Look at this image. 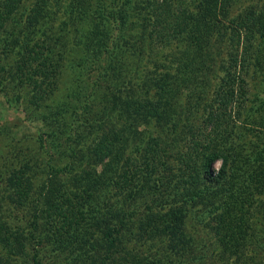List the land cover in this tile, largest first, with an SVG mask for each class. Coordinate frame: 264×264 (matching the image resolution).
<instances>
[{
  "label": "trees",
  "instance_id": "obj_1",
  "mask_svg": "<svg viewBox=\"0 0 264 264\" xmlns=\"http://www.w3.org/2000/svg\"><path fill=\"white\" fill-rule=\"evenodd\" d=\"M26 2L27 0H0V35L4 31L8 32V27H11L10 31L16 29L14 41L19 46L17 53H24L27 48L32 61L40 56L41 60L34 64V76L30 81L36 93L35 103L39 104L40 100L48 96L47 91L50 89V82L41 84L42 68L47 65L49 55L43 49L38 51L35 47L37 43L29 46L31 36L29 30L25 29L27 25L24 18L31 25L37 21V15L42 16L50 9L55 11V6L62 5V2L48 0V4L42 0L35 7L34 1L27 3V6ZM103 2L106 0H99L96 8L101 17L107 20L110 16L104 11ZM111 2L114 9L112 13L117 16L120 24L126 27L128 24L139 25L134 0ZM239 2L240 0H147L145 3L147 12L139 26V38H144L149 47L155 43L157 36L163 50L178 49L182 67L180 70L184 75V78L181 76V81H187L185 86L192 83L195 63L207 65L206 60L209 61L211 56L217 66L214 68L211 60L207 65V76L211 79L210 88L208 87L210 101L207 102L206 95L207 99L201 96L197 98L199 105L202 103L207 107L202 121L195 124V127L188 128L186 133L182 120L163 127L165 131H171L170 135L175 134V138H183L185 144L175 159L170 156L162 157L160 163L155 165L156 179L149 189L157 192L161 184L176 178L184 184V190L182 192L181 189L179 196L163 213L151 215L135 225L140 232L135 233L139 241L141 238L149 241L145 251L139 252L130 245L126 246L125 240L131 239V243L136 235L130 232L131 225L125 220L136 216L144 202V192L150 183L145 179L149 169L138 166L140 168L132 170L128 168L129 164L125 168L118 166V154L128 148L125 142L127 139L122 137L127 136L125 130L129 132L128 129L136 125L137 118L132 117L131 111L124 117L123 109L119 108L121 106L113 105L108 114L110 119L115 120L111 125L124 123V119L129 121L130 126L125 127V130L117 129V126L112 129V136L106 138V143L99 147L103 151L102 155L98 156L94 152L89 154L88 159L94 155L98 162L92 164L91 170L84 176L82 189L79 188L78 191V187L72 188V194H60L59 197L58 193H54L55 188L48 185L44 191L37 192L33 199L30 197L31 175L28 168H18L17 172L9 176L7 188H0V264H41L42 258L39 255L47 248H50V254L54 257L63 253L66 258L63 257L65 262L62 264H74L75 261H78L77 264H92L95 259H90L91 256L88 257L87 253H92L93 248L98 251L100 241L104 243V248H101L104 256L100 264L108 259L113 264H179L187 253L185 246H189L188 239L182 237L181 232L186 214L183 207L189 203H204L202 223L214 231L216 244L222 247L221 252L224 254L236 255L243 240L252 234L251 224L264 225L260 212H254L251 221L250 212L247 211L252 205V194L248 192V187H256L261 181V187L264 188V142L258 141V135L251 137L249 142H255V145L248 147L247 154H243L239 145L245 144L238 141L239 131L236 128V117L247 100L245 74L251 73L254 77L259 74L257 77H261L264 85V0H252L238 12L236 21L230 19L235 23L231 24V28H221L222 18H226L230 8ZM254 2L258 4L255 6ZM65 3L64 6L68 9L71 2ZM151 6L154 7L153 12L149 10ZM138 8L141 9V6L138 5ZM92 20L90 19L92 30L97 29L93 17ZM162 21L167 22L171 28L167 33L158 31ZM99 24L104 30V22L101 20ZM95 43L96 48L91 54L86 53L87 58L96 59L100 56L99 47L103 42L96 38ZM107 73L109 71L105 67L102 74L106 77ZM173 90V87L166 89L171 93ZM251 100L252 104L258 101L257 106H249L253 111L264 106V99L257 93H254ZM170 103V100H164L163 103L161 99L146 102L145 117L164 122L169 118L167 106ZM169 121L172 120L166 122ZM144 148L143 146L142 149ZM217 160L221 161L220 167L214 171ZM127 161H130L129 158ZM240 162L244 163L242 167L239 166ZM60 170L62 169H57V172ZM62 172H65L64 169ZM137 174L139 177H136ZM56 175L58 174L51 177L52 180ZM166 177L170 178L166 180ZM117 189L121 195L118 201L121 202L125 197L133 201L132 208H128L131 212L122 210L118 221L111 223L106 218L107 213H101V217H97L92 206L100 203L107 211L116 213L115 206L107 205L108 200L104 197ZM43 214L45 225L40 224L39 219ZM98 219L109 223L100 228V233L94 225ZM218 249L216 248V252H219ZM237 260L235 258L231 264H235Z\"/></svg>",
  "mask_w": 264,
  "mask_h": 264
},
{
  "label": "rangeland",
  "instance_id": "obj_2",
  "mask_svg": "<svg viewBox=\"0 0 264 264\" xmlns=\"http://www.w3.org/2000/svg\"><path fill=\"white\" fill-rule=\"evenodd\" d=\"M31 1H34L35 7L41 4L42 0H27L26 6ZM45 1L50 4L48 0ZM66 1L71 2L68 9L64 6ZM98 1L61 0L62 5L55 6L57 8L55 11L50 9L42 16L37 15V21L31 25L29 20L26 22L24 18L27 25L25 29L29 30L31 36L29 46L37 43L36 49L38 51L43 49L49 55L47 65L42 68L41 84L50 82V89L47 91L48 96L40 100L39 104L35 103L36 93L30 81L34 76V64L41 60L40 56L39 59L32 61L27 48L24 53L23 51L17 53L19 46L14 41L16 29L10 31L11 27H8L6 29L8 32L4 31L0 35V188H7L9 176L17 172L18 168H28L31 175L30 197L33 199L37 192L44 191L48 185L55 188L54 193H58L59 197L60 194L61 196L72 194L74 191L72 188L78 187V191L79 188L82 189L84 176L91 170L90 166L98 162L94 155L89 159L88 157L93 152L98 156L102 155L103 151H100L99 147L106 143V138L112 136V129L116 126L120 130L130 126L129 121L124 119H122L124 123L111 125L115 122L108 117L112 106H121L119 108L123 109V116L131 111L132 117L137 118V123L128 129L129 132L125 130L127 136H123L122 139H127L125 142L128 148L118 154L120 156L118 166L125 168L129 164L128 168L132 170L140 167L143 169L144 166L145 170L149 169L145 179L150 183L144 192V202L141 203L136 216L130 218L131 220L128 218L125 220L131 225L130 232L137 234L139 231L135 225H139L144 218L163 213L179 196L181 189L182 192L184 190V184L176 178L161 184L157 192L149 189L156 179L155 165L160 163L162 157L170 156L175 159L185 144L183 138H175V134L170 135L171 131L169 129L165 131L163 127L165 124L178 123L182 120V127L186 133L188 128L195 127V124L202 121L207 107L202 103L199 105L197 98L208 97L207 102L210 101L211 95L208 93L211 79L209 80L207 76V65L211 60L214 68L217 66L211 56L209 61L206 60L207 65L195 63L192 83L185 86L187 81H181V76L184 78V75L180 70L182 67L179 63L178 49L163 50L157 36L154 39L155 43L149 47L144 38H139V26L142 25V18L147 12L145 4L147 0H134L138 9L135 12L137 11L139 25L128 24L127 27L120 24L117 16L112 13L113 0L103 2L104 11L110 16L107 20L101 17L100 11L96 8ZM251 1L240 0L231 7L227 17L222 18L221 28H231V24L235 23L230 19L236 21L238 12ZM253 4L256 6L258 2ZM149 10L153 12L154 7L151 6ZM92 17L98 27L94 30L90 25ZM101 20L105 24L104 30L99 24ZM170 30L167 22L162 21L158 26V31L167 33ZM96 38L103 42L99 47L100 56L96 59L87 58L86 53L91 54L96 48ZM105 67L109 71L106 77L102 74ZM258 75L254 77L251 73L245 74L247 100L236 117L238 141L241 140L242 144H245L239 145L243 149V154H247L248 147L255 145V142H249L251 137L258 135L260 136L258 141L264 142V124L262 125L264 106L255 111L249 107L258 105L257 100L252 104L251 98L254 93L264 99V85ZM170 87L175 89L172 93L166 91ZM160 99L163 103L164 100L171 101L167 106L169 114L167 120L172 121L158 122L155 118L145 117L146 102ZM149 120L152 122H148ZM172 139L175 140L171 142ZM243 165V162L239 163L240 167ZM59 168L65 172L62 170L57 172ZM55 174L58 175L52 180L51 177ZM136 177H139V174ZM170 177H166V180ZM258 183L256 187L253 185L247 189L252 194L250 203L252 205L247 211L250 212L251 221L252 214L260 212L264 224V188L261 187V181ZM118 193H120L118 189L113 190L104 197L108 200L107 205L115 206L117 212L107 211L97 203L92 206L97 217H101V213H107L106 218L115 223L122 210L131 212L128 208H132L133 201L123 197L119 202L121 195ZM204 208V203H189L183 207L186 214L181 232L182 237L188 239L189 246L188 248L185 246L187 253L179 264H231L235 258H238L235 264H264V225L251 224L252 234L243 240L236 255L224 254L221 252L222 247L216 244L214 231L202 223L201 211ZM39 219L40 224L45 225V214L40 215ZM107 224L108 221L102 219L94 223L99 233L100 228ZM130 241L131 239L125 240L126 246L130 245L139 252H144L149 243L145 238L139 241L137 235L131 243ZM101 248H104V243L100 241L98 251L93 248L92 253H87L88 257L91 256L90 259H95L92 264H100L104 256ZM216 248H219V252H216ZM40 257L41 264H62L66 258L63 253L54 257L50 254V248L44 250V253L41 252ZM77 263L78 261H75L74 264ZM113 263L108 259L103 264Z\"/></svg>",
  "mask_w": 264,
  "mask_h": 264
},
{
  "label": "clouds",
  "instance_id": "obj_3",
  "mask_svg": "<svg viewBox=\"0 0 264 264\" xmlns=\"http://www.w3.org/2000/svg\"><path fill=\"white\" fill-rule=\"evenodd\" d=\"M220 161H217L216 164L214 165V171L218 170V168L220 167Z\"/></svg>",
  "mask_w": 264,
  "mask_h": 264
}]
</instances>
